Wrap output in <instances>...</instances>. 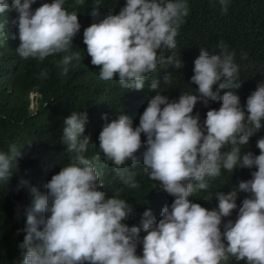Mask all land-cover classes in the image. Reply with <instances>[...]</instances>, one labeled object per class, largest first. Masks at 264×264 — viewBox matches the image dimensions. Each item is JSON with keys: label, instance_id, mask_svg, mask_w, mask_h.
<instances>
[{"label": "clouds", "instance_id": "1", "mask_svg": "<svg viewBox=\"0 0 264 264\" xmlns=\"http://www.w3.org/2000/svg\"><path fill=\"white\" fill-rule=\"evenodd\" d=\"M34 3L0 0V14L12 9L18 13L14 37L19 41L18 55L43 61L73 50V39L81 29L78 13L67 11L65 0L44 2L33 11ZM83 3L75 0L76 5ZM228 3L220 0L222 11H227ZM99 8L91 9L93 18L100 15ZM188 11L186 0H125L118 14L109 12L84 28L83 43L99 77L118 79L128 90H142L158 65L182 68L174 52L167 58L158 53L162 47L176 48L175 37ZM222 48L219 54L200 49L191 77L196 94L184 92L170 102L157 92L148 100L138 126L121 113L104 124L98 135L100 153L114 165L124 184L138 187L134 173L123 165L142 161L149 178L174 197L170 206L162 208L161 218L157 221L146 210L140 227L123 223L133 214V207L119 194L109 197L102 190L97 172L100 155L91 159L84 155L91 143L90 136L84 135L87 113L73 111L64 120L62 142L67 153L75 155L44 185L46 194L30 188L33 207L19 245L21 264H225L230 257L264 264V138L256 144L259 155H241L240 147L262 127L264 83L242 107L233 91L240 87L234 83L238 66L226 46ZM73 60H80V51L73 50L57 62L61 75L68 74ZM164 80H169L167 74ZM157 87L158 81L152 80L150 88ZM198 101L205 105L219 101L220 107L208 110L201 123L200 114H193ZM141 134L146 138L143 141ZM25 146L12 144L7 153L0 152V181L11 179ZM142 147L144 151L137 155ZM238 166L256 170L251 179L239 182L238 191L217 193V207L208 209L190 199L208 189L207 179L218 177L221 168L232 172ZM27 183L20 181V185ZM238 192L248 195L235 221L224 222L237 210ZM141 231L145 233L142 238ZM141 243L142 255H137Z\"/></svg>", "mask_w": 264, "mask_h": 264}, {"label": "trees", "instance_id": "2", "mask_svg": "<svg viewBox=\"0 0 264 264\" xmlns=\"http://www.w3.org/2000/svg\"><path fill=\"white\" fill-rule=\"evenodd\" d=\"M51 0H36L31 7L34 11L40 4ZM188 15L178 29L175 37L176 48L169 50L162 47L159 55L167 58L172 52L177 60H182L183 67L176 69L167 64H160L148 75L142 90L123 88L118 79L111 81L99 77V69L91 64L83 43V30L93 22H98L109 12L118 14L125 0H84L83 5H76L75 0H65L63 7L76 11L81 25L80 32L74 37L72 48L80 51V60H73L67 75H61L57 62L64 55L58 53L46 57L43 61L36 58L22 59L16 49L19 41L15 9L0 14V152L7 153L12 144L25 146L22 158H18V169H13L11 179L0 181V264H21L23 242L26 232L27 213L33 207L31 187H36L42 194L47 193L44 185L51 176L58 173L75 155L67 153L62 142L64 120L71 112H86L87 123L84 135L90 136V144L84 153L91 159L99 154L97 172L103 181V191L111 197L119 194L133 207V214L123 221L127 226H141L142 215L151 210L158 221L161 210L170 206L174 197L168 195L151 180L143 169L142 161L136 166L126 162L123 167L134 173L138 187L131 188L116 175L115 167L105 160L99 150L98 135L102 126L121 113L130 117L133 126H138L139 117L149 99L157 92L168 97L169 101L178 100L182 93L196 94V85L191 83L194 60L200 49L210 54L223 52L233 54V62L238 66L234 83L240 87L233 89L245 106L246 98L260 83H264V0H229L227 11H222L220 0H186ZM100 7V15H90L93 7ZM6 41V43H3ZM169 76L165 81L164 76ZM152 80L158 81L156 90L150 88ZM226 89L220 90L223 95ZM219 101H209L205 105L198 101L194 113L200 114V121L206 118L210 109H219ZM104 117H107L106 119ZM264 138L262 127L249 138L248 144L240 146L241 155L251 152L259 155L256 144ZM82 139V137H81ZM142 141L146 138L141 134ZM225 148L224 151H229ZM144 151L142 147L137 155ZM255 168L236 167L232 172L221 168L216 178H208V189L199 190L190 199L202 207L212 209L218 206L217 193L227 194L238 191L239 182L251 179ZM25 180L26 185H20ZM247 193H237V210L230 217L235 221L238 208ZM223 230V225H221ZM145 235L140 232L141 238ZM137 255H142V243L137 245ZM225 264H246L230 257Z\"/></svg>", "mask_w": 264, "mask_h": 264}]
</instances>
